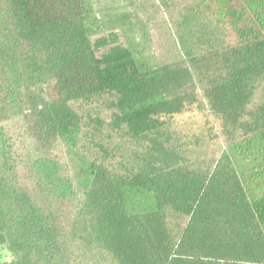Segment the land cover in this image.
<instances>
[{"label":"trees","instance_id":"obj_1","mask_svg":"<svg viewBox=\"0 0 264 264\" xmlns=\"http://www.w3.org/2000/svg\"><path fill=\"white\" fill-rule=\"evenodd\" d=\"M104 1L0 0V264H264V0Z\"/></svg>","mask_w":264,"mask_h":264},{"label":"rangeland","instance_id":"obj_2","mask_svg":"<svg viewBox=\"0 0 264 264\" xmlns=\"http://www.w3.org/2000/svg\"><path fill=\"white\" fill-rule=\"evenodd\" d=\"M106 1V0H105ZM105 1L103 3H105ZM129 2L127 0H119V2H111L110 5H115L118 9H127L130 10L131 7L128 5ZM117 5V6H116ZM178 11L174 12V15L177 14ZM146 15H151V27L153 29V32L157 35V43L163 50V58L171 59L173 58L174 53V47L172 46V36L173 35H167L166 28L171 29V17L172 15L169 13L161 12L160 14H152L151 10H147ZM210 30L205 31L207 34ZM171 32L174 34V29H171ZM205 34V35H206ZM190 38H192L193 43L198 44L202 38L198 35L197 32L189 34ZM2 254H4L5 257H8V254L2 250Z\"/></svg>","mask_w":264,"mask_h":264}]
</instances>
